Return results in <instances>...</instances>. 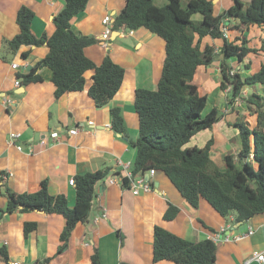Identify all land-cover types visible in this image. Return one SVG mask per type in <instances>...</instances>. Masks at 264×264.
<instances>
[{
	"label": "crops",
	"instance_id": "obj_1",
	"mask_svg": "<svg viewBox=\"0 0 264 264\" xmlns=\"http://www.w3.org/2000/svg\"><path fill=\"white\" fill-rule=\"evenodd\" d=\"M212 1L215 15H221L234 4L233 0ZM166 2L162 0L156 4ZM125 5L126 0H89L85 11L72 21L76 32L98 40L85 49L89 59L100 66L105 56L109 55L125 69L120 90L103 108H97L88 93L94 70L85 73V90L69 92L58 99L51 82L52 72L48 68L40 71L42 82L23 86L24 92L18 93L21 87L14 85L17 73L29 72L47 56L49 49L45 46H23L17 54L7 55V60L2 59L0 54V250L5 249L8 255V260L0 256V264L12 261L36 264L46 259H50L48 264H93L92 256L96 250L102 264H176L154 261L156 226L188 241L212 240L217 245L216 264H262L255 256L264 254V214L241 222L233 213L221 216L205 199H201L195 208L162 173L150 179L153 191L139 195H134L131 188H124L123 183L116 179L120 175L109 176L100 182L89 221L75 227L67 249L60 254V236L66 225L61 215L38 211L4 212L7 206L6 188L18 194L36 192L41 182L47 180L49 193L65 194L73 207L76 203L73 183L76 175L103 169H110V175L116 172L126 176L130 172L136 158L130 141L138 139L140 128L135 109L136 90L158 88L165 59V41L145 28L116 31L113 27L110 37L104 39L103 19L107 15L115 19ZM22 6L35 13L34 34L37 37L43 34L52 36L56 29L54 16L63 9L64 1L0 0V49L4 39L11 40L19 34L16 19ZM240 35L234 30L226 34L231 41ZM245 37L250 41V47L260 48L264 30L253 26ZM204 43L218 49L223 45L222 40L207 42L205 39ZM23 54L27 57L23 58ZM13 63L20 68L14 70ZM215 63L199 68L196 80L199 87L198 80L203 75L220 77ZM232 63L244 69V64ZM245 63H251V70L242 72L253 74L264 63V53L249 55ZM250 91L263 94L264 86L247 87L244 96L251 94ZM225 96L227 98V94ZM227 103L220 122L212 130L199 133L189 144L192 147L201 143L199 147H203L208 141L204 136L214 138L211 158L222 170L225 169L224 156L228 152L237 153L240 148L238 131L230 124L245 119L252 127L256 125V117L248 114L243 102L240 104L244 106L242 109ZM113 108L122 112L126 127L123 135L112 129ZM74 128H79V131L71 135L69 131ZM54 132L59 133L58 139L51 136ZM11 133L21 134L20 139L9 141ZM19 145L22 150L18 149ZM110 179H116L115 183H111ZM169 204L176 206L179 213L173 220L166 221L164 214ZM26 222L38 224L37 230L28 237L24 233ZM250 229L253 234L248 235Z\"/></svg>",
	"mask_w": 264,
	"mask_h": 264
},
{
	"label": "trees",
	"instance_id": "obj_2",
	"mask_svg": "<svg viewBox=\"0 0 264 264\" xmlns=\"http://www.w3.org/2000/svg\"><path fill=\"white\" fill-rule=\"evenodd\" d=\"M63 1V9L53 19L56 29L52 36L37 37L32 28L35 13L22 6L16 19L20 32L11 40H3L1 57L7 60V55L17 54L23 46L47 47V56L29 72L17 73L16 78L24 87L39 83L43 81L40 71L48 68L52 72L51 82L57 99L69 92L85 90V73L94 70L88 93L96 107L103 108L120 90L125 69L109 55L100 66L87 57L85 49L98 40L76 32L72 21L85 11L89 0ZM165 1L163 5H157L156 0H126L124 9L114 20L116 31L145 28L165 41V59L158 88L136 90L135 109L140 128L138 139L130 141L136 151L132 174L137 177L154 169L164 174L191 206L196 208L201 199H205L223 217L233 213L237 221L250 220L264 214V93L253 91L244 96L243 92L247 87L264 86V63L253 74L242 71L251 70V63H245L249 55L264 53V41L260 48H252L245 37L253 26L264 30V0H233V6L221 15L214 14L212 0ZM224 28L241 35L231 41ZM207 38L222 40V47L218 49L205 44ZM26 57L23 54V58ZM233 61L244 64V69L235 66ZM215 62H219L220 68L219 89L228 92L229 104L235 107L238 102H243L248 114L256 117L254 127L242 120L230 124L238 131L240 148L237 153L228 152L224 156V170L211 158L214 138L203 147L189 146L195 136L212 130L223 117L216 107L204 113L209 97L196 84L199 68L210 67ZM111 124L115 133H126L119 108L111 110ZM110 174V169H103L76 175L73 207L65 194L49 193L47 180L41 182L36 192L18 194L6 188L4 212L38 211L61 215L66 225L60 236V254L67 249L75 227L89 221L100 182L109 176L120 175L124 188H130L127 176L116 172ZM178 213L179 209L169 204L164 220L171 221ZM37 228L36 222H26L25 236ZM0 256L8 260L5 249L0 250ZM153 259L176 264H216L217 245L210 239L188 241L156 226ZM49 261L46 259L43 264ZM92 263L102 264L98 250L92 256Z\"/></svg>",
	"mask_w": 264,
	"mask_h": 264
},
{
	"label": "built area",
	"instance_id": "obj_3",
	"mask_svg": "<svg viewBox=\"0 0 264 264\" xmlns=\"http://www.w3.org/2000/svg\"><path fill=\"white\" fill-rule=\"evenodd\" d=\"M114 20L115 19L111 15H107L103 19V24L105 25L103 38L106 39V40L111 35L112 28L114 27ZM224 31H225V33H227V28H224ZM12 68L14 70H18L20 68V66L17 63H13L12 64ZM14 85H15L16 88L23 87L21 85V83H20V80H18L17 78L15 79ZM89 124L93 125V122L89 121ZM78 131H79V128H74V129H71L69 131V133L71 135H76L78 133ZM51 136L53 138H55V139H58L59 138V133L58 132H54V133H52ZM20 137H21V134H19V133H11L10 136H9V141L15 142L18 139H20ZM18 149L22 150V147L19 145ZM127 169H130L129 165H127ZM156 174H157V172L154 169L150 170L145 175H139L137 177L133 176L132 169L130 170V172H127L126 176L128 177V179H130V188L132 189L133 194L134 195H139L142 192L148 193V192L153 191L154 186H153V183L151 182L150 179L154 178ZM116 179H118L119 181H121L123 183L121 176L119 178H116ZM116 179H110V182L111 183H115ZM251 234H253L252 229L249 230L248 235H251ZM3 244L7 245V242H4ZM255 259L258 262L264 264V254H257L255 256ZM10 264H21V263H19L18 261H12V262H10ZM36 264H43V263L39 262V263H36Z\"/></svg>",
	"mask_w": 264,
	"mask_h": 264
},
{
	"label": "rangeland",
	"instance_id": "obj_4",
	"mask_svg": "<svg viewBox=\"0 0 264 264\" xmlns=\"http://www.w3.org/2000/svg\"><path fill=\"white\" fill-rule=\"evenodd\" d=\"M160 1H162V0H156V3L158 4V3H160ZM184 1H183V3L185 5ZM206 41L212 42V39L208 38V39H206ZM215 64H217L219 67V62H216ZM219 72H220V68H219ZM219 80H220L219 76L218 77L212 76V78H209L208 75H203L198 80V84L200 85L202 90H204L203 92L204 93L206 92L205 94H208V97H209V102H208L207 107H206L205 112H204L205 114L208 113L214 107H216L220 111V113L225 114L224 110L227 109V105H228L227 98H226L225 94H228V93H227V91H225L224 94L222 93L223 91L221 92V90L219 89V83H218ZM238 103L239 104H237L235 106L236 108H238V109L244 108V106L242 107V105H240V104H243L242 102H238ZM233 118H234V116H233ZM241 120L245 121V119H241ZM204 137L207 138V140L211 139L208 136H204ZM198 146H202L201 143Z\"/></svg>",
	"mask_w": 264,
	"mask_h": 264
},
{
	"label": "water",
	"instance_id": "obj_5",
	"mask_svg": "<svg viewBox=\"0 0 264 264\" xmlns=\"http://www.w3.org/2000/svg\"><path fill=\"white\" fill-rule=\"evenodd\" d=\"M23 92H24V87H21L18 93H23Z\"/></svg>",
	"mask_w": 264,
	"mask_h": 264
}]
</instances>
